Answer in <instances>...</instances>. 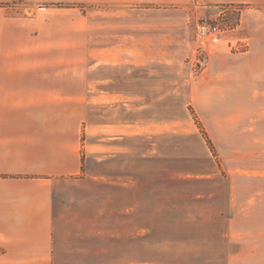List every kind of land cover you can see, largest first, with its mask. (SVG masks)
<instances>
[{"label": "rangeland", "instance_id": "rangeland-1", "mask_svg": "<svg viewBox=\"0 0 264 264\" xmlns=\"http://www.w3.org/2000/svg\"><path fill=\"white\" fill-rule=\"evenodd\" d=\"M44 3L60 39L85 31L89 47L83 166L55 182L53 264H264V5ZM202 16L219 40L197 38Z\"/></svg>", "mask_w": 264, "mask_h": 264}, {"label": "crops", "instance_id": "crops-1", "mask_svg": "<svg viewBox=\"0 0 264 264\" xmlns=\"http://www.w3.org/2000/svg\"><path fill=\"white\" fill-rule=\"evenodd\" d=\"M46 1L0 0V264H53L55 182L82 172L87 33L60 39Z\"/></svg>", "mask_w": 264, "mask_h": 264}, {"label": "built area", "instance_id": "built-area-1", "mask_svg": "<svg viewBox=\"0 0 264 264\" xmlns=\"http://www.w3.org/2000/svg\"><path fill=\"white\" fill-rule=\"evenodd\" d=\"M195 33L197 38L202 39V44H204L206 42L205 38L210 37L213 41L219 40L221 29L216 21L208 20V18L202 16L196 20Z\"/></svg>", "mask_w": 264, "mask_h": 264}]
</instances>
